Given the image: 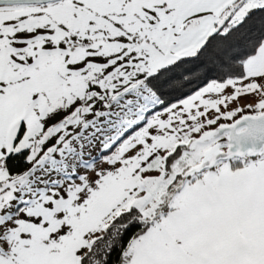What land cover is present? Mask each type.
<instances>
[{
    "label": "snow or ice",
    "instance_id": "6c2138e0",
    "mask_svg": "<svg viewBox=\"0 0 264 264\" xmlns=\"http://www.w3.org/2000/svg\"><path fill=\"white\" fill-rule=\"evenodd\" d=\"M0 264H264V0H0Z\"/></svg>",
    "mask_w": 264,
    "mask_h": 264
}]
</instances>
